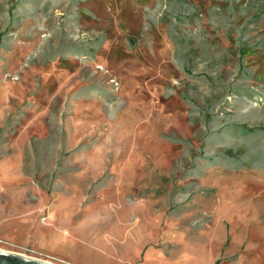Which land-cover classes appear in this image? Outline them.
Wrapping results in <instances>:
<instances>
[{
  "label": "rangeland",
  "instance_id": "rangeland-1",
  "mask_svg": "<svg viewBox=\"0 0 264 264\" xmlns=\"http://www.w3.org/2000/svg\"><path fill=\"white\" fill-rule=\"evenodd\" d=\"M0 251L264 264V0H0Z\"/></svg>",
  "mask_w": 264,
  "mask_h": 264
},
{
  "label": "water",
  "instance_id": "water-1",
  "mask_svg": "<svg viewBox=\"0 0 264 264\" xmlns=\"http://www.w3.org/2000/svg\"><path fill=\"white\" fill-rule=\"evenodd\" d=\"M0 264H47L44 261L14 253L0 251Z\"/></svg>",
  "mask_w": 264,
  "mask_h": 264
},
{
  "label": "bare ground",
  "instance_id": "bare-ground-1",
  "mask_svg": "<svg viewBox=\"0 0 264 264\" xmlns=\"http://www.w3.org/2000/svg\"><path fill=\"white\" fill-rule=\"evenodd\" d=\"M45 262V261H44ZM47 264H52V263H49V262H46Z\"/></svg>",
  "mask_w": 264,
  "mask_h": 264
}]
</instances>
